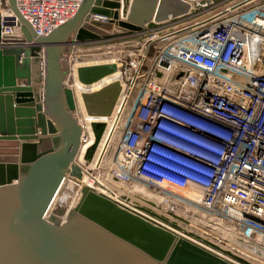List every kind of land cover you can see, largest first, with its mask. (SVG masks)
Listing matches in <instances>:
<instances>
[{
  "label": "built area",
  "instance_id": "obj_1",
  "mask_svg": "<svg viewBox=\"0 0 264 264\" xmlns=\"http://www.w3.org/2000/svg\"><path fill=\"white\" fill-rule=\"evenodd\" d=\"M200 1L187 0L188 10L181 15L152 19L151 25L139 31L106 39L126 48L120 58L134 59L124 64L128 69L136 70L139 65L141 72L145 58L159 57L157 70L151 66L143 70L154 72L157 78L165 76L164 81L177 85L183 94L199 95L205 106L194 110L185 101L149 95L136 117L142 121L146 138L130 131L127 135L132 139L126 143L137 151L136 163L144 162V169L153 174V180L143 184L160 192V200L156 195L146 198L147 207L167 220L157 225L178 236H187V232L207 241L206 231L220 225L233 232L236 241L264 252V0L221 1L198 8ZM14 2L18 16L11 10L1 13L3 37L23 36L20 19L37 37L47 36L72 20L85 0ZM70 43L74 52L78 45L74 38ZM84 47H101V41ZM100 80L96 83L101 88ZM75 119L80 134L73 163L81 169L85 185L97 191L101 186V138L89 159L86 154L94 144L90 124H101V116L84 115L80 109ZM193 214L197 226L205 229L202 234L183 222ZM229 250L246 257L244 250Z\"/></svg>",
  "mask_w": 264,
  "mask_h": 264
},
{
  "label": "water",
  "instance_id": "obj_2",
  "mask_svg": "<svg viewBox=\"0 0 264 264\" xmlns=\"http://www.w3.org/2000/svg\"><path fill=\"white\" fill-rule=\"evenodd\" d=\"M219 1L202 0L197 7ZM6 7L18 16L14 0H0V43H7L0 46V264H232L86 185L66 223L49 213L66 174L83 178L73 163L80 126L74 117L75 96L61 66L65 36L74 32L81 48L139 31L152 19H166L167 13H185L188 5L178 0H85L72 20L44 37H37L20 17L24 37H3L1 13ZM115 70L114 64L80 66L77 79L89 84ZM82 101L89 115L108 113L101 110V90L83 94ZM91 127L94 144L86 159L102 132L101 124ZM169 225L181 231L177 224ZM186 234L238 264H251Z\"/></svg>",
  "mask_w": 264,
  "mask_h": 264
},
{
  "label": "bare ground",
  "instance_id": "obj_3",
  "mask_svg": "<svg viewBox=\"0 0 264 264\" xmlns=\"http://www.w3.org/2000/svg\"><path fill=\"white\" fill-rule=\"evenodd\" d=\"M175 1L177 2V0H175ZM178 1L181 2L182 5H184V4L188 5L187 0H178ZM130 2H131V0H130ZM9 10H10V8L6 7V9L5 8L2 9V13H4V11L7 13ZM171 14L172 13H167L168 16ZM176 15H181V14H176ZM168 16H167V18H168ZM153 18L155 19V15L153 16ZM146 24H148V23H146ZM146 24H144V25H146ZM103 42H104V40L101 39V46H102ZM122 43H125V42H122ZM70 44H71L70 42L67 43V45H70ZM89 48H91V47H84L81 49L87 50ZM151 60L153 61V64H152L153 69L157 70L155 63L157 60H159V57L151 58L149 55V58L148 57L145 58V61H151ZM144 67H146V66H144ZM164 73H165V71H163V73H161V72L157 73L156 75L160 76V75H163ZM164 77L165 76L157 78L154 76V72L150 71V73L147 75V78L145 81V89L147 88L148 98H149V95H152L154 98H160V100H164V98H168V99L173 100V101H181L182 100V101H185L186 105L191 109L203 110L202 108H205V106L202 105V102L199 99V95L192 94V93L183 94L182 92H180L178 90L177 85L167 84L164 81ZM140 83H139V85H140ZM67 86L72 89L74 96H75L76 110L74 111V117L76 118V116L78 114L77 113L78 103L81 104L83 102L82 101V95L86 94V91L84 89H80V88L75 87V86L74 87L69 86L68 84H67ZM117 86H121V89L119 88L118 93L114 94L115 96L114 95L110 96V95H111V93H115L114 90H116V89H114V90L110 89V94H108V93L101 94V105L108 106L111 104V101H113L115 104L117 102V106H114L113 104L110 106H113L112 108L118 110L119 112L129 114L131 107L133 106V104L135 103V101L138 97L140 88L137 85H131V84H127V85L118 84ZM147 100H146V103H147ZM145 104H143V105H145ZM140 113L141 112H139L138 115ZM138 115H136V117ZM140 123L142 124V121ZM139 135L146 138V134L144 132H143V134H139ZM127 137L128 136L125 135V136H123V139L127 140ZM123 139L118 141L115 138H112L110 136H107V135L101 133V186L96 187L98 189L97 190L98 193L101 194L102 196H105L109 200L113 201L119 207L126 209V210L130 211L131 213H133L137 216H140L143 219H146L147 221H151L154 224L155 223L157 224L158 221L162 222V223H166L162 219V217H161L162 215H159V214L153 212V210L151 208L149 209L147 207V205H146L147 199L146 198L151 197V195L146 196L143 194H139V193H142L140 191H143V189H141V186H143V185H141L140 180L138 181L136 179L135 175L137 174V171H139L142 168V164L144 165L145 163L139 162V163H137L138 166L135 165V167L134 166L131 167L132 166L131 163L123 160V156L119 151L120 150L127 151V149L129 150V148H130L128 143H124ZM131 139H132V137H131ZM127 141H129V139ZM113 150H115L114 157L112 155H110L111 152H113ZM135 152L137 153L136 150H135ZM135 152L133 153V155H136ZM150 154L158 157L156 154H154L152 152H150ZM75 162H77V161H75ZM112 163L114 164L115 167L118 168V170L120 172H122L123 174H127L128 177H131L133 179V182L135 183V185H132V186H135V187L132 188L131 186H129V184H127V182L123 179V177L119 176V175H123V174H121L120 172H117V171L114 172L113 170H111L110 166L112 165ZM133 168H135L134 171H132ZM127 170H129V171L131 170L132 173H127L128 172ZM143 172H144L145 176H147V179H149V180H147V182L153 180V178L150 177V176H153L151 171L145 170ZM111 177L113 178L112 182L110 180ZM69 178H70L69 174H66V177L64 178L62 185H61L59 190H61L62 187L64 185H66L68 182L70 183ZM134 180H136V181H134ZM71 181L76 186L78 185V188L76 190V193L74 194V197H73L74 199L72 200V202H70V204L68 203L69 205L66 206V209L69 208L67 210L66 217H64V219H66V220H68L67 216H68L69 212L71 210H74L77 203L79 202V199L81 197V188L87 183V180L84 177L78 181H74L72 179H71ZM146 188H148V187H146ZM147 193H149V192H147ZM153 193L156 195V197H160V195H159L160 192L158 193L157 190L153 189ZM57 196H58L57 198H54V200H53V202L49 208V212H53L52 209L56 208V204L60 205V202H61L60 196H62V191H59ZM138 197L146 203H143L140 199L137 200ZM152 198H153V196H152ZM58 199H59V201H58ZM158 200H160V199H158ZM60 210H61V208L59 209V212H60ZM181 210H183V207L181 209H179V211H181ZM196 216H197L196 214H193L191 217L192 219L189 218L191 222L188 220H183V222L185 224H190L192 227L194 226L193 228H190V230H192L194 233L199 232L198 231L199 229L204 230L203 228L197 226V224L195 222L197 220ZM200 221H201V223L200 222L199 223L204 225L203 220L200 219ZM209 230H210L209 233H206V234H208V236H210V238L215 240V242L222 244V245H225L229 248H236V249L238 248L241 251L239 253H242V250H244L245 254L242 253V255H245L246 260L248 262H250L251 264H256L257 261L258 262H260V261L264 262V252H260L261 251V250H259L260 248L253 247V246L247 247L246 244L240 242L239 240L236 241V239H238V238L235 235H233V232L228 231L227 229H225V230L222 229L220 225H217L216 227H212ZM212 230H215V232ZM229 236H231V237H229ZM179 237L185 238V239L189 240L190 242L198 245L199 247L205 248V249L209 250L210 252H213V254H216L220 258L227 260V261L231 262L232 264H238L237 262L233 261L231 258L224 256L221 253H218L217 251H214L210 246L204 245L201 242V240L198 241L197 239L191 238L189 235L185 236L182 233L180 234ZM223 237H227V238L223 239ZM234 237H236V238H234ZM232 238H234V239H232ZM232 240L234 241L233 244L230 243V241H232ZM208 242H211V243L217 245L218 247L222 248L217 243H214L210 240ZM223 249L228 250L226 248H223ZM259 252L262 253V255H259L258 254ZM241 258H243V257H241Z\"/></svg>",
  "mask_w": 264,
  "mask_h": 264
},
{
  "label": "rangeland",
  "instance_id": "obj_4",
  "mask_svg": "<svg viewBox=\"0 0 264 264\" xmlns=\"http://www.w3.org/2000/svg\"><path fill=\"white\" fill-rule=\"evenodd\" d=\"M221 1L223 3L229 4V3L234 2L235 0H221ZM221 1H219V2H221ZM156 13H157V10L155 11V14ZM71 38H72V32L67 34V36H65V39H67V42H70L69 40ZM122 46L123 45L118 46V43H115V41H111V42L109 41L108 42L105 40L102 43L101 47H93V48L87 49L85 51V49H81L82 47L80 48L78 46V48L77 47L74 48L75 49L74 52L73 51L70 52V49H71V44H70V45H66L64 47V53L61 56V58H65L62 60L61 63H63V64L61 66H63V69L65 70L64 74L66 77L64 79L65 80L64 82L66 83V85L68 84L69 86H72V87L75 86V87H78L80 89H84L83 87H86L90 90L95 89L96 92H98V90L99 91L101 90V94H103V93L110 94V89L111 90L116 89V92L111 93L110 96H113L114 94L118 93L119 88L121 89V86H117L118 84H121V85L131 84V85L139 86L140 91H139L138 97H137L135 103L133 104V106L131 107L129 114L119 112L118 110L113 109L112 108L113 106H110L112 104L114 106H117V102L115 104L113 101H111V104L108 106L101 105L102 111L103 110L105 112L108 111L107 114L101 113V127H102L101 133L105 134L107 136H110L112 138H115L118 141L123 139V136H125V135L129 137V138L127 137V140L128 139L130 140L131 136L127 135V133L130 131L135 135L143 134V131L141 129V123H140L141 121L136 118V115H138V113L140 112L141 105L145 104L146 100L148 99L147 88L145 89V81H146L147 75L150 73V71L147 72L146 70H142L141 72L138 71V69H140L139 65H138V69H136V70L123 67L126 62L133 61L134 59H132L130 56L127 57L128 59L127 58H120L121 54L123 53V52H121V50L124 51L126 49V48L123 49ZM127 49H129V48H127ZM41 60H42V57H41ZM64 60L66 63L64 62ZM95 64H101V65H103V64H114L116 66V70L114 72L109 73L106 76L101 77V80H100L101 84H99V85H101V88H100V86L97 87L96 82L84 84V83H81L80 81H78V79H77V68L78 67L85 66V65H95ZM152 64H153L152 60L151 61H144L141 67H143V68H144V66H151L152 67ZM68 70H69V72H68ZM139 83H140V85H139ZM96 89H98V90H96ZM95 91L86 92V94H91V93H94ZM79 104L80 103H78V105ZM77 108H78L77 109V113H78L77 117H79V110L80 109L83 111V114L86 115L87 110L84 108L83 102ZM95 116H97V115H95ZM123 140H124V143L127 142V140H125V139H123ZM129 147H130L129 150L128 149H127V151L120 150L119 152L122 154L124 161H128L129 163L132 164L131 167H133V166L135 167V165H137V163H136L137 159L135 158V155H133L135 150L131 147V145H129ZM114 152H115V150H113V152H111V154H110L113 157H114ZM110 168L114 172L115 171L120 172L118 170V168L114 166L113 163L110 166ZM144 168L145 167L142 164V168L139 171H137V174L135 175L136 179L138 181L140 180L141 185H143V186H141V189H143V191H140L142 193H139V194H143L146 196L152 195L154 197L155 194L153 193L152 187L150 188L147 185L143 184V183H145V181L149 180V179H147V176H145L144 172H141L142 170L145 171ZM134 170H135V168H133L132 171H134ZM127 171H128L127 173H132L131 170L130 171L127 170ZM120 173L123 174L122 172H120ZM123 175H125L127 178H129L128 180L127 179L125 180V178L123 177V179L127 182V184H129V186H131L132 188L135 187V186H132V185H135V183L133 182V179L131 177H128L127 174H123ZM69 180H70V183L68 182L66 185H64L62 187L61 190H59V191H62V196H60V198H61L60 205L56 204V208L52 209L53 212H49L52 214V216H56L59 219V220L58 219L57 220L61 224L62 223L64 224L67 222V220L64 219V217H66V213H67V210L69 208L66 209V206L69 205L70 202H72V200L74 199L73 198L74 194L76 193V190L78 188V185L76 186L71 181V178H69ZM134 181H136V180H134ZM146 187H148V188H146ZM59 191H58V193H59ZM147 192H149V193H147ZM57 194H56L55 198L58 197ZM156 198H158V197H156ZM138 199H140V198L138 197L137 200ZM58 201H59V199H58ZM142 202L146 203L144 201H142ZM60 208H61V210L59 212ZM199 227H201V226H199ZM198 231L202 234L201 229ZM206 233H209V231H206ZM229 237H231V236H229ZM225 238H227V237H223V239H225ZM234 238H232V239H234ZM209 240L214 242V243H217L212 238H209ZM230 243L233 244L234 241L232 240V241H230ZM217 244H219V243H217ZM219 246H221L222 248H226L228 250L230 249L229 247L222 245V244H219ZM258 254L262 255V253H260V252ZM256 264H264V262L263 261H260V262L257 261Z\"/></svg>",
  "mask_w": 264,
  "mask_h": 264
},
{
  "label": "crops",
  "instance_id": "obj_5",
  "mask_svg": "<svg viewBox=\"0 0 264 264\" xmlns=\"http://www.w3.org/2000/svg\"><path fill=\"white\" fill-rule=\"evenodd\" d=\"M4 13H6L5 11H4ZM73 37H74V32H72V38L70 39V40H72L73 39ZM69 40V41H70ZM90 49V48H89ZM86 51V50H85ZM64 58H61V62H62V60H63ZM65 61V60H64ZM63 64V63H62ZM77 107H79V105L77 106ZM78 115V114H77Z\"/></svg>",
  "mask_w": 264,
  "mask_h": 264
}]
</instances>
